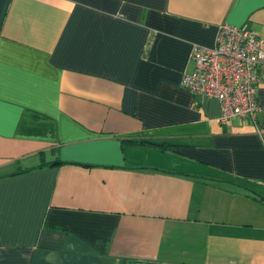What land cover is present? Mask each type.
I'll use <instances>...</instances> for the list:
<instances>
[{
  "label": "crops",
  "instance_id": "crops-1",
  "mask_svg": "<svg viewBox=\"0 0 264 264\" xmlns=\"http://www.w3.org/2000/svg\"><path fill=\"white\" fill-rule=\"evenodd\" d=\"M221 24L264 0H0V264H264V65L254 120L179 88Z\"/></svg>",
  "mask_w": 264,
  "mask_h": 264
},
{
  "label": "built area",
  "instance_id": "built-area-1",
  "mask_svg": "<svg viewBox=\"0 0 264 264\" xmlns=\"http://www.w3.org/2000/svg\"><path fill=\"white\" fill-rule=\"evenodd\" d=\"M190 73H183L179 88L215 100L219 121L255 119L259 106L255 100L258 68L264 65V41L245 26L221 24L211 47L192 44Z\"/></svg>",
  "mask_w": 264,
  "mask_h": 264
},
{
  "label": "trees",
  "instance_id": "trees-1",
  "mask_svg": "<svg viewBox=\"0 0 264 264\" xmlns=\"http://www.w3.org/2000/svg\"><path fill=\"white\" fill-rule=\"evenodd\" d=\"M132 143H137V144H147V145H151V146H155L159 149H162L164 146V144H154V143H151V142H147V141H141V142H132ZM168 147V146H167ZM58 162H51L50 165H56Z\"/></svg>",
  "mask_w": 264,
  "mask_h": 264
},
{
  "label": "water",
  "instance_id": "water-1",
  "mask_svg": "<svg viewBox=\"0 0 264 264\" xmlns=\"http://www.w3.org/2000/svg\"><path fill=\"white\" fill-rule=\"evenodd\" d=\"M127 264H163V263H150V262H138V261H134V262H128Z\"/></svg>",
  "mask_w": 264,
  "mask_h": 264
}]
</instances>
